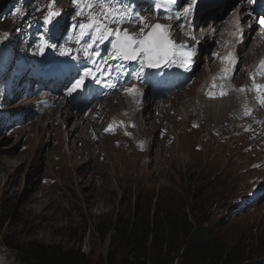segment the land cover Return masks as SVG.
Returning <instances> with one entry per match:
<instances>
[{"label": "rangeland", "instance_id": "374dc122", "mask_svg": "<svg viewBox=\"0 0 264 264\" xmlns=\"http://www.w3.org/2000/svg\"><path fill=\"white\" fill-rule=\"evenodd\" d=\"M138 1L123 0L133 5ZM175 1L171 5H162L161 9L172 14ZM106 2L111 4L112 0ZM86 5L87 0H14L12 11L0 18V158H11L9 164L0 169V216L3 218L9 211L8 216L12 217L5 227V236L16 245L36 242L64 250L79 248L97 263L108 264L110 255L120 259L128 254L119 242H112L118 231V220L137 224L142 215L150 216L156 207L165 209L171 205L178 207L193 225L214 233L218 242L248 251L245 264H264V126L251 114L249 99L236 113L228 109L231 104L228 94L222 98V108L208 112L206 116L214 123L221 118L222 123L231 125L223 139L211 142L217 136L216 131L212 136L208 129L200 131L195 127L191 111H196L201 102V90L205 88L203 92L209 103L215 101L211 87L206 85L207 78H199L201 72H210L207 56L204 55V64L198 60L200 69L189 85L193 87L190 97L173 109L178 111L179 120L170 122L167 119V133L172 138V145L159 147L150 157L149 166L142 157L131 159L126 155L118 160L119 153L111 144L105 149L102 147L107 160L111 158L106 162L103 161L106 157L97 154L96 149L92 151L90 164L92 157L83 156V159L79 153L69 155L67 142L54 152L49 138L52 115L47 118L51 110L43 114L40 98L30 103L24 101V97L38 90V79L45 74L43 64L53 54L63 56L76 45L92 47L108 43L113 46L121 36L112 31V37L106 40V33L97 26V33L104 38L101 42L76 40L88 29L90 21H95L82 18ZM142 9L143 19L147 21L144 36L136 38L137 32L127 31L124 34L142 40L151 32L164 45L157 24L167 38L168 32L154 18L156 12L159 17L157 3L151 0ZM224 12H231V8ZM205 23L209 21L202 20L199 27ZM167 42L169 44V39ZM208 42L213 44L212 38ZM141 46V43L137 44L135 49ZM251 47L248 43L242 53L244 57ZM46 51L49 53L36 60L40 52ZM24 61H28V68L23 71ZM152 62L160 65L162 60ZM111 65L116 69L120 61L116 59ZM242 68L237 74L242 81L241 90L251 92V88H255L249 83L252 72L248 70L249 66ZM151 72L145 65L136 72L143 96L148 90L159 87L158 82L162 81L159 73L155 79L150 77ZM65 76H68L67 72L62 74V79ZM178 84L177 80H170L165 91L171 93ZM183 91L176 92L170 102L181 99ZM258 91V88L254 89L255 95ZM21 99L23 101L17 104ZM191 99L193 103H189ZM61 102L65 107L66 101ZM87 110L88 107L81 112ZM168 112L165 110L166 115ZM59 114L57 112L54 124L64 131L73 120L64 124ZM119 122L118 130L123 136V125ZM111 125L110 122L108 127ZM97 133L108 137L114 135L112 128L109 131L99 129ZM67 135L66 132L61 135L64 141ZM242 136L249 139H241ZM237 140H240L238 148L232 146L234 150L230 149ZM228 150L237 155L234 163L228 157ZM113 154L117 156L113 157ZM77 178H86L85 188H80ZM33 197L41 198L43 206L49 210L43 212L39 207L33 208L30 203ZM0 264H17L15 256L1 241Z\"/></svg>", "mask_w": 264, "mask_h": 264}, {"label": "bare ground", "instance_id": "6f19581e", "mask_svg": "<svg viewBox=\"0 0 264 264\" xmlns=\"http://www.w3.org/2000/svg\"><path fill=\"white\" fill-rule=\"evenodd\" d=\"M164 2H168L167 0H163ZM176 6V9L179 7V3L174 4ZM93 8V9H91ZM247 8V3L245 2L244 6L242 7V10L237 14L241 15V19L243 21L248 20V15L245 12ZM96 6L93 4L91 6L86 5V17L94 19L97 24L100 25H106L109 29H114L117 32L120 31H127L129 33H135L137 32V36L140 34L138 33L141 29V27L144 26V21L140 19L134 12L133 9H130L123 5H117V6H105L100 11L95 12ZM142 9H138V12H142ZM236 9H234L231 12V16L228 19L229 23L224 22L221 19V16H214L212 18V21L214 22L213 26L208 29V25L201 26L198 28L194 34H191L189 37H183L182 33L178 30V23L175 21H172L169 24V29L167 32L169 34V41L171 43V51L175 54V52H180L181 46L184 45V43L189 44L190 50L189 52L193 53L190 55V57H193L194 60L192 61V65H194V74L198 73V70L200 69L198 60L201 61V64L206 63L204 59V55L209 58V70L203 71L199 75V78L205 79L207 76L212 74L213 72H216L217 70H214L216 67L218 69L219 64V52L221 47V41L223 42V36L226 29H230L234 24V15H235ZM173 15H168L167 17H163L162 21L166 24L169 23V20L171 19ZM211 15L210 17H212ZM203 37V39H202ZM250 40L254 39L253 36H250ZM209 38H212L213 44H210L208 42ZM248 41V43L250 42ZM17 41V40H15ZM200 41V44L197 45V42ZM248 43L246 44L245 48L240 50L239 58L240 61L243 60L247 65H251L254 60L259 58L261 53L264 50V44L261 43L257 47L253 46L251 49L246 53L245 57L242 54L245 49L248 47ZM257 43V41H256ZM258 44V43H257ZM199 46L200 52L194 51L195 48ZM79 47L72 50L69 55L66 56V58H69L73 56L74 52L78 50ZM176 54L174 55V57ZM59 57H55L54 60L57 62L59 61ZM264 59V57H263ZM179 60L177 57L173 59L171 62V72L167 74L165 79L161 81L160 86H165L164 81L170 80L172 77L180 76L184 72V66L183 64H179ZM259 67L261 69H264V60H258ZM183 67V69L180 71V68ZM243 69V68H242ZM226 70L223 69L222 76H223V84L225 85V89L228 88L227 83L224 79V74ZM192 74L187 73V76L185 77L184 86L187 85L190 82ZM100 77V76H97ZM202 80L201 83H197V86L199 84H202L204 81ZM210 81L212 82V85H215V82L212 81L210 78ZM254 82H257L255 80ZM241 83L242 81L240 79H234L232 81V87L233 89L229 92V100H231V104L228 105V109L233 110L234 113L238 111L240 107H242L247 100L249 99L252 103L251 108V114L254 115L255 119L260 122L262 126H264V107H261V105L264 103V74H261L260 80L255 85V88H258L259 91L256 93L257 96L253 97V91H242L241 90ZM250 83V79H249ZM66 85L70 84L69 82L65 83ZM209 78H207L206 85H208L209 88ZM249 88V87H248ZM193 90V87L186 86L184 88V91L181 93V99L175 100L173 102H170V99L173 98L170 97L167 99L163 96H160V93H154L152 90H149L147 95L138 101L136 107L131 103V101H126L123 97H121L119 100L116 98L112 100H103L100 102V107L97 108L96 104H91L85 114H81V112H78L77 114H74V111H77V109L71 108L69 105L61 108V102L58 100H55L53 102V115L51 118L50 124L52 125V128H49L50 130V141L53 143V150L56 151V148H61L63 142L68 143L69 148V155L74 153H79V157L85 158L83 156L92 157L91 160L87 159L88 164L93 159L92 151L94 149L97 150V154H102L105 158H103V161H111L107 160V156L103 150L105 149L108 144H111V147L114 148L119 153L118 160H122L126 155L128 157L135 158V157H142L144 158V161L147 163V165H150V157L157 152L159 147H162V145H172V138H170V135L167 133L168 129V123L167 119H169L170 122H174L179 120V115L177 110H173L174 107H177L179 104H182L186 99L190 97V91ZM201 90L200 92V99L201 102L196 107V111H191V117H195L193 119V123L196 128H199L200 131H203L204 129H208L209 134H212L214 136V132H217V136L213 137L211 142H214L216 139L222 140L225 131L227 128L231 127L230 124L222 123L221 118L218 119L217 123H214L213 120L210 118H206L208 112L215 111L219 108L218 105H223L222 102L218 99L219 94H213L215 96V101H212L209 103L206 100L205 93ZM253 90V88H251ZM178 94V93H177ZM38 95V94H37ZM171 96V95H170ZM38 97V96H36ZM62 96V100H63ZM31 98L24 99V101L32 103ZM51 99H48V101ZM23 99L19 100L17 104L22 102ZM93 101V100H92ZM189 103H193V100H189ZM185 105H189L187 102H185ZM61 108V110H60ZM222 108V107H221ZM165 110L169 111L166 115ZM122 113L124 115V135L122 136L118 130L117 124L114 125L113 131L114 135L111 137H108L106 135H103L101 133H97V130L105 129V125L110 122V119L113 115V113L117 112ZM223 112V110H221ZM57 112H60L61 118L64 122V124H69L70 122L73 123L71 125H67L65 130H61L60 125L54 124V118L57 116ZM106 113L109 115L106 116ZM107 118V119H106ZM174 124V123H173ZM225 124V125H224ZM67 133V137L64 141V138L61 137L63 133ZM161 132V134H159ZM209 138V137H208ZM241 139H249L247 136H242ZM240 143V140L234 141L231 145L230 149L234 148L232 146H236L238 148V145ZM103 147V148H102ZM162 150V149H161ZM233 150H228V157L230 158V161L232 163L235 162L237 155L233 152ZM59 151V150H58ZM89 151V152H87ZM239 153V151H238ZM117 156V154H113V157ZM99 157V156H98ZM95 158V157H94ZM120 158V159H119ZM11 158L2 156L0 158V169L6 164H9ZM96 159V158H95ZM105 159V160H104ZM82 160V159H81ZM86 162V161H85ZM108 165V164H107ZM97 167V166H96ZM101 167V166H100ZM4 168V167H3ZM96 169V168H95ZM7 171V170H6ZM4 172V171H3ZM77 184L80 186V188H85L87 184L86 178H77ZM42 199L39 197H33L30 200V203H32V207H39L43 210V212L49 210V207H44L42 203ZM88 204V203H87ZM31 208V207H30ZM35 211V210H34ZM41 211V210H40Z\"/></svg>", "mask_w": 264, "mask_h": 264}, {"label": "trees", "instance_id": "16d2710c", "mask_svg": "<svg viewBox=\"0 0 264 264\" xmlns=\"http://www.w3.org/2000/svg\"><path fill=\"white\" fill-rule=\"evenodd\" d=\"M0 216V241L15 256L17 264H100L81 249L64 250L59 246H44L36 242L16 245L4 230L12 217ZM112 242L127 249L126 255H110L108 264H245L246 252L231 248L214 239L215 234L193 225L178 207L155 208L140 223H116ZM183 243L181 247L180 244ZM182 248H184L182 250ZM180 256V258H179Z\"/></svg>", "mask_w": 264, "mask_h": 264}, {"label": "water", "instance_id": "95a60500", "mask_svg": "<svg viewBox=\"0 0 264 264\" xmlns=\"http://www.w3.org/2000/svg\"><path fill=\"white\" fill-rule=\"evenodd\" d=\"M10 1L11 0H0V15H3L4 14V11L8 8ZM159 51L160 52H163V48H162L161 45L159 46ZM163 57H164V60H165L163 64H165L168 61L169 57L168 56L167 57L166 56H163ZM149 59H150V57L148 58V61H149ZM151 66L153 68L158 67V66H154L152 64H151ZM160 66H162V65H160Z\"/></svg>", "mask_w": 264, "mask_h": 264}]
</instances>
